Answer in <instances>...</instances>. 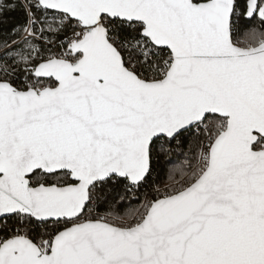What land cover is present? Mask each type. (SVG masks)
I'll use <instances>...</instances> for the list:
<instances>
[{"label":"snow or ice","instance_id":"obj_1","mask_svg":"<svg viewBox=\"0 0 264 264\" xmlns=\"http://www.w3.org/2000/svg\"><path fill=\"white\" fill-rule=\"evenodd\" d=\"M0 264H264V0H0Z\"/></svg>","mask_w":264,"mask_h":264}]
</instances>
